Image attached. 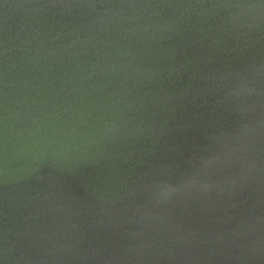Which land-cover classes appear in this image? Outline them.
<instances>
[{
    "label": "water",
    "instance_id": "1",
    "mask_svg": "<svg viewBox=\"0 0 264 264\" xmlns=\"http://www.w3.org/2000/svg\"><path fill=\"white\" fill-rule=\"evenodd\" d=\"M0 264H264V0H0Z\"/></svg>",
    "mask_w": 264,
    "mask_h": 264
}]
</instances>
